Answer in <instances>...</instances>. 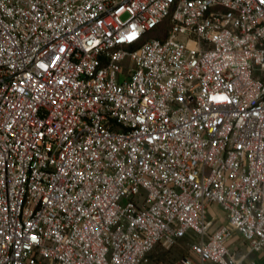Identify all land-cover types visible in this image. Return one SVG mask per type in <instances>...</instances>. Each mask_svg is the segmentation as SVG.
<instances>
[{
  "label": "built area",
  "instance_id": "2783aa9c",
  "mask_svg": "<svg viewBox=\"0 0 264 264\" xmlns=\"http://www.w3.org/2000/svg\"><path fill=\"white\" fill-rule=\"evenodd\" d=\"M185 238L177 264L264 255V0H0V264Z\"/></svg>",
  "mask_w": 264,
  "mask_h": 264
},
{
  "label": "rangeland",
  "instance_id": "374dc122",
  "mask_svg": "<svg viewBox=\"0 0 264 264\" xmlns=\"http://www.w3.org/2000/svg\"><path fill=\"white\" fill-rule=\"evenodd\" d=\"M208 217L211 218V229L214 230L227 223L222 209L213 203L208 209ZM230 245L237 248L238 253L247 251L246 243L242 242L241 236L237 232H233ZM192 242L185 238L178 243L172 245L170 248H166L163 245H156L147 255L148 264H177L178 260L183 255H189L191 252ZM254 253H251L253 255Z\"/></svg>",
  "mask_w": 264,
  "mask_h": 264
},
{
  "label": "crops",
  "instance_id": "0c3cea01",
  "mask_svg": "<svg viewBox=\"0 0 264 264\" xmlns=\"http://www.w3.org/2000/svg\"><path fill=\"white\" fill-rule=\"evenodd\" d=\"M235 231V230H234ZM233 231V232H234ZM235 232H237V231H235ZM238 233V232H237ZM239 234V233H238ZM240 235V234H239ZM233 236V235H232ZM241 236V235H240ZM232 239V238H231ZM231 239L229 240V246L235 251V253H237L238 255H242V254H244V253H246L249 249V247H248V245H247V243L244 241V239L242 238V236H241V239H242V242H244V243H246V245H247V251L246 252H243V253H238V251H237V248L236 247H233L232 245H230V241H231ZM252 253H254L253 255H251L250 254V257L251 258H253V259H257V260H259L260 261V263L261 264H264V255H261L260 253H255V252H252ZM245 264H247V261L245 262Z\"/></svg>",
  "mask_w": 264,
  "mask_h": 264
}]
</instances>
